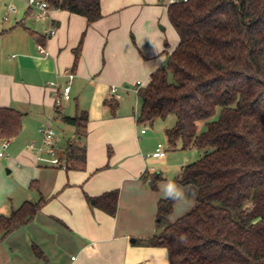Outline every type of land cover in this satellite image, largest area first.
Returning <instances> with one entry per match:
<instances>
[{"label":"crops","instance_id":"0c3cea01","mask_svg":"<svg viewBox=\"0 0 264 264\" xmlns=\"http://www.w3.org/2000/svg\"><path fill=\"white\" fill-rule=\"evenodd\" d=\"M156 1L159 11L149 7ZM9 3L0 0V8L6 9L0 21V105L20 111L22 120L0 155V214L26 199L42 196L46 201L30 220L0 238V264H169L164 247L145 242L157 230L156 203L162 197L158 185L176 179L177 172L164 174L156 189H149L142 172H155V164L165 163V149L162 156L154 152L159 136L146 135L143 127L138 130L136 114H118L117 105L111 110L103 104L110 85L130 81L135 87L137 80L144 85L176 47L178 35L167 17V1L100 0L101 16L89 24L65 9L51 8L48 16L36 17L26 3L12 4L14 10L7 8ZM157 19L169 24L171 40L153 25ZM81 35L73 67V48ZM64 84H69L70 97L56 106L54 93ZM80 111H86L87 123L76 139L75 127L61 116ZM42 123L55 130L58 154L67 141H75L85 148L84 162L61 157L67 168L53 166L33 141L29 150L26 143L37 140ZM32 182L36 187L29 186ZM184 185L196 191L193 184ZM111 188H118L114 215L87 203L85 194ZM172 213L173 205L170 222L177 218Z\"/></svg>","mask_w":264,"mask_h":264},{"label":"trees","instance_id":"16d2710c","mask_svg":"<svg viewBox=\"0 0 264 264\" xmlns=\"http://www.w3.org/2000/svg\"><path fill=\"white\" fill-rule=\"evenodd\" d=\"M46 1L84 16L87 24L101 16L100 0ZM166 13L178 43L135 90V121L152 123L174 113L175 123L165 130L168 142L209 150L176 177L196 187L194 206L170 222L173 202L159 197L157 230L145 243L164 247L169 264H264V0H179L167 2ZM81 41L82 35L73 48V67ZM103 104L113 110L117 99L110 95ZM21 120L20 111L0 105V139L15 136ZM61 120L75 127L76 139L84 134L86 111ZM200 120L203 129L197 131ZM59 156L83 163L85 148L67 141ZM141 178L156 189L159 172L144 170ZM117 197L118 188L85 194L90 206L110 215ZM45 201L26 199L0 214V238L30 220ZM181 234L184 243L176 239Z\"/></svg>","mask_w":264,"mask_h":264},{"label":"rangeland","instance_id":"374dc122","mask_svg":"<svg viewBox=\"0 0 264 264\" xmlns=\"http://www.w3.org/2000/svg\"><path fill=\"white\" fill-rule=\"evenodd\" d=\"M9 2H11L15 7H17L18 5H20L19 7H21V5H25L24 0H9ZM160 5L161 3L156 1L155 3L150 4L149 7L150 9H156L155 7H157L159 11ZM5 14H6V9L0 8V21ZM153 25L160 31V33L165 38L167 39L170 38L169 40L173 38V36L167 37L170 26L167 22H165V20L157 19L153 22ZM124 84H127L128 86L125 87ZM115 86L117 90L114 92V95L119 102L116 107L117 113L123 115L127 114L131 116L135 115L137 113L138 100L132 83H130V81H127L124 82L123 84H119V83L115 84ZM217 111L218 110L216 109L215 115L217 114ZM175 120H176V115L174 113H170L163 118H157L152 123L149 122H144L141 124L136 123V127L138 130L141 127H143L146 130V135H149L153 138H155L154 136H159V140L166 151L165 163L160 165L159 164L154 165V171L160 172L159 178L156 180L155 184L158 182V180H160L164 176V174H168V176L172 177L173 174L177 172L180 164H187L193 162L194 160L200 158L205 153V150H209V147L200 148V149L196 147H181L180 145L181 143L179 139H176L173 144L169 143L168 140L163 136V133L167 127H170L175 123ZM202 129H203V121L200 120L197 123V131H200ZM37 137H38L37 140L29 139L26 143L27 147L31 141L34 142V145L36 146L39 145V141H40L39 132L37 133ZM29 150L32 149L29 148ZM146 166L148 168L150 167L149 165ZM4 171H6L5 168ZM142 180L146 182V184H148L149 189L154 190L149 186V183H147L145 179Z\"/></svg>","mask_w":264,"mask_h":264},{"label":"built area","instance_id":"2783aa9c","mask_svg":"<svg viewBox=\"0 0 264 264\" xmlns=\"http://www.w3.org/2000/svg\"><path fill=\"white\" fill-rule=\"evenodd\" d=\"M28 7L34 9V13L36 17H45L49 15L50 7L46 0H24ZM167 2H177L179 0H166ZM7 8L9 10H14V7L12 4H7ZM50 32H53V30H49ZM38 49L41 52H45L44 46L41 44L37 45ZM73 76L72 72H67V77L71 78ZM51 84H53L52 81H50ZM142 83L140 80H137L135 83L134 89L136 90L138 86H140ZM61 88L60 93L55 92L54 93V104L56 106L60 105L62 101L67 100L69 96V84H64L59 86ZM116 86L114 84L110 85L109 87V94L111 96H114V92L116 91ZM37 131L40 134V144L38 146L39 151H44L46 154H48V157L45 159L50 165L53 166H61L65 167L66 163L63 159L60 158L56 147H55V130L51 125L48 123H42L37 127ZM141 131H144L142 128ZM8 145V139H0V155L4 153V149ZM32 142L29 143V146H32ZM154 152L162 156L164 155V148L162 144L159 142L155 146ZM42 158V157H41Z\"/></svg>","mask_w":264,"mask_h":264},{"label":"clouds","instance_id":"9594fccd","mask_svg":"<svg viewBox=\"0 0 264 264\" xmlns=\"http://www.w3.org/2000/svg\"><path fill=\"white\" fill-rule=\"evenodd\" d=\"M183 175V169H179L177 171V177H182ZM158 188L164 199L173 202L172 214L177 218L183 216L190 210L197 195L191 186L180 183L178 179H165L161 185H158ZM176 239L178 243H184L187 237L185 234H181Z\"/></svg>","mask_w":264,"mask_h":264},{"label":"water","instance_id":"95a60500","mask_svg":"<svg viewBox=\"0 0 264 264\" xmlns=\"http://www.w3.org/2000/svg\"><path fill=\"white\" fill-rule=\"evenodd\" d=\"M131 240H133V239L131 238Z\"/></svg>","mask_w":264,"mask_h":264}]
</instances>
